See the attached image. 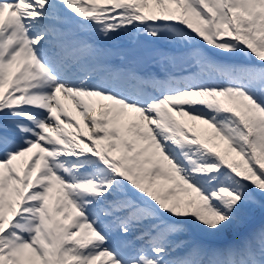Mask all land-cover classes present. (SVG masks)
<instances>
[{"label":"snow or ice","instance_id":"1","mask_svg":"<svg viewBox=\"0 0 264 264\" xmlns=\"http://www.w3.org/2000/svg\"><path fill=\"white\" fill-rule=\"evenodd\" d=\"M0 264H264V0H0Z\"/></svg>","mask_w":264,"mask_h":264},{"label":"bare ground","instance_id":"2","mask_svg":"<svg viewBox=\"0 0 264 264\" xmlns=\"http://www.w3.org/2000/svg\"><path fill=\"white\" fill-rule=\"evenodd\" d=\"M63 103H64L65 106L68 108V110H69V112H70V115L75 116V118H76L77 120H79L80 117H79L78 115H76V112L73 113V106H72L71 102H69V101H63ZM81 126H82V125H81Z\"/></svg>","mask_w":264,"mask_h":264},{"label":"rangeland","instance_id":"3","mask_svg":"<svg viewBox=\"0 0 264 264\" xmlns=\"http://www.w3.org/2000/svg\"><path fill=\"white\" fill-rule=\"evenodd\" d=\"M206 128V126H204V125H197V129L198 130H202V129H205ZM208 132H210L211 130L209 129V130H207Z\"/></svg>","mask_w":264,"mask_h":264}]
</instances>
